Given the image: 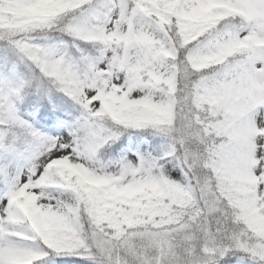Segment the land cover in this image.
<instances>
[{"label": "snow or ice", "instance_id": "6c2138e0", "mask_svg": "<svg viewBox=\"0 0 264 264\" xmlns=\"http://www.w3.org/2000/svg\"><path fill=\"white\" fill-rule=\"evenodd\" d=\"M0 264H264V0H0Z\"/></svg>", "mask_w": 264, "mask_h": 264}]
</instances>
